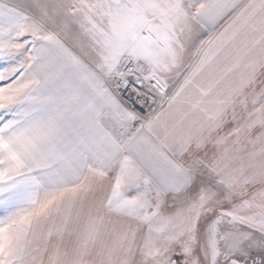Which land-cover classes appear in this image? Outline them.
<instances>
[{
	"label": "snow or ice",
	"instance_id": "snow-or-ice-1",
	"mask_svg": "<svg viewBox=\"0 0 264 264\" xmlns=\"http://www.w3.org/2000/svg\"><path fill=\"white\" fill-rule=\"evenodd\" d=\"M0 264H264V0H0Z\"/></svg>",
	"mask_w": 264,
	"mask_h": 264
}]
</instances>
